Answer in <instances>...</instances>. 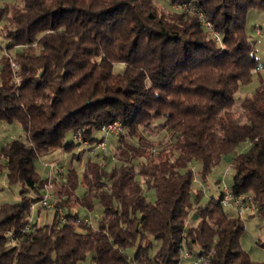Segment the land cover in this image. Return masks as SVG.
I'll return each instance as SVG.
<instances>
[{
  "label": "trees",
  "instance_id": "16d2710c",
  "mask_svg": "<svg viewBox=\"0 0 264 264\" xmlns=\"http://www.w3.org/2000/svg\"><path fill=\"white\" fill-rule=\"evenodd\" d=\"M177 4L203 13L219 39ZM254 9L264 12V0L0 5V121L24 132L0 147V174L21 185L17 201L0 203V264H180L182 245L199 254L212 249L210 264H264L242 248L244 220L222 206L221 188L201 204L204 189L194 188L198 174L190 168L199 162L206 180L233 154L229 185L253 197L264 216V79L251 96L238 95L258 66L264 70L259 41L248 33ZM115 120L124 132L112 153L79 150L67 174L59 173L55 204L66 210V222L53 211L51 221L32 222L23 238L12 239L49 182L38 160L78 148L67 137L78 129L94 147L104 138L96 132ZM154 129L165 135L153 139ZM241 144L248 147L238 153ZM74 162L82 164L81 178ZM146 190L155 191L154 200ZM81 207H98L97 223L81 216ZM192 209L197 223L189 225Z\"/></svg>",
  "mask_w": 264,
  "mask_h": 264
},
{
  "label": "rangeland",
  "instance_id": "374dc122",
  "mask_svg": "<svg viewBox=\"0 0 264 264\" xmlns=\"http://www.w3.org/2000/svg\"><path fill=\"white\" fill-rule=\"evenodd\" d=\"M4 3H9V4H14V3H21V0H0V5L4 4ZM183 6V4H182ZM179 6L178 4L175 5L174 9L175 10H184L187 12H190V9H192V6L187 5V6ZM162 7V6H160ZM197 16V15H196ZM200 19L201 17L198 16ZM247 26H248V33L255 39L258 40L259 43L257 44V55L260 59L261 64H264V12L260 11V10H251L248 14V21H247ZM1 25V23H0ZM258 26L262 27V32L263 35L260 37L259 35H257L255 28H257ZM17 49L13 50V54L15 52H17ZM1 55V52H0ZM123 65H117L116 66V71H121L123 69ZM260 74V73H259ZM259 74H255L252 78V81L243 86L239 92V96H251L254 91L256 90V88H258L261 85V78L264 79V70H262V73ZM160 121V120H159ZM2 122V123H1ZM3 124V125H2ZM24 132L22 127L18 124V123H6L3 121H0V136H3L4 139L6 138L8 141L23 136ZM153 139H157V138H161L163 137L165 134L162 133H157L156 130L154 129L151 134ZM96 136L101 138L103 137V133H101L100 131L96 132ZM68 139H73V133L70 132L68 133ZM116 137L117 135H108L107 136V145L109 147V152L112 153L114 148V143L116 141ZM1 142V139H0ZM1 147V145H0ZM248 145L247 144H241L238 146L236 152H242L245 149H247ZM78 147L76 148L74 151L72 152H68L65 151L63 149H56L54 150L52 153L42 156L38 162H37V169L38 172L40 173L41 177L43 179H47L49 178L50 172H51V163L52 162H59L58 163V167L59 168H63L62 170V174L65 176L68 172V167L69 164L72 160V154L73 153H78L79 150H83V148ZM100 152V150H96V152ZM102 157V155H100V158ZM232 155H228L226 156L223 161L212 170V172L208 175V177L206 178V182L207 185H202L203 189H204V196L201 199V204L206 203L209 198L214 195L215 197H219L220 194V188L219 187L221 184V182L219 183L218 181L222 180L223 175L225 176V181L230 184L232 181V175H233V167H232ZM56 160V161H55ZM74 166L76 167L79 177H82V164H79L77 162H74ZM190 168L194 169V171H196V173L198 175H196V182L197 184H194V188L197 189L198 187H200L198 184L200 182H203V179H201L199 177V173L201 171V164L199 162H192L190 165ZM56 172V171H55ZM52 174V176L50 177V183L52 185V183H55L56 179L55 178H60V180L62 181L61 178V174L56 173L54 176V173ZM50 175V176H49ZM205 182V179H204ZM205 182V183H206ZM49 183V184H50ZM60 185V184H59ZM21 189V185H10L5 172H2L0 174V203H2L3 201H9V202H15L18 200L19 197V191ZM59 189V188H58ZM77 193L79 196H81L84 193V189L82 186H80L77 190ZM147 196L149 199L154 200L155 199V191L154 190H146ZM75 208V206H74ZM40 208L36 207L32 213V222H38V210ZM81 216L85 217L88 216L89 217V221L94 225L95 223H97L101 213H100V209L97 207L95 210H93L92 212L87 211L85 208L81 207L78 209ZM66 211V210H65ZM47 213H50L51 216L47 217L46 221H51L52 219V215H53V211H49L48 209H41V216L42 218L44 216L47 215ZM233 214L236 215L235 212H232ZM195 214V209L191 210L190 213V217H189V225H192V216ZM250 214H254V215H250ZM244 223H245V232L241 238V246L243 249H245L251 256V259L254 261H264V247L262 246V244L264 243V216L263 215H259L257 213V211L254 212H247L244 217H243ZM41 223L43 222L40 221ZM197 223V221L195 222V224ZM159 245V242L157 243ZM131 253H133L135 251V248H132L131 250H129ZM157 251V246H155L152 250L151 253L154 254ZM147 263V262H146ZM145 263V264H146ZM80 264H94L90 258H88L85 262H81ZM181 264H193V260H187V259H181Z\"/></svg>",
  "mask_w": 264,
  "mask_h": 264
},
{
  "label": "built area",
  "instance_id": "2783aa9c",
  "mask_svg": "<svg viewBox=\"0 0 264 264\" xmlns=\"http://www.w3.org/2000/svg\"><path fill=\"white\" fill-rule=\"evenodd\" d=\"M189 4H183V6H187ZM182 6V5H179ZM182 6V8H183ZM191 6V5H190ZM190 12L193 14H196L201 17L202 22L204 25L219 39V35L214 29L213 25L210 21L206 20L203 13L198 11L192 6V9H190ZM257 35L262 36V27L258 26L255 28ZM4 51V54H7V50L5 48H2ZM10 65L12 68V71L14 73V76L18 82H20V78L18 77V72L20 70L19 64L10 57ZM262 70L261 66H258L256 70H254V73H257ZM101 133H103L104 138L101 139L99 142L95 144L94 147L90 146V142L84 138L83 131L81 129L76 130L73 133V141L76 142L79 147L83 148V150H89V152L93 153L96 152V150H100L103 154L109 153V147L107 145V136L108 135H120L124 132V125L123 122L120 120H115L112 122L105 123L99 130ZM80 148V149H81ZM55 168V171L60 173L62 172L63 168H59L57 165H51ZM225 176L223 175V178L221 180V191H222V197H221V204L222 206L230 211V212H236L242 219L244 215L247 212H254L257 211V207L255 204V201L253 197L243 195V194H234L230 185L225 181ZM48 182L43 191L42 198L38 202H33L31 204V211H33L36 207L42 208V209H48L49 211L56 212L59 220L61 222H66L67 216L66 211L62 207H57L55 204V199L52 194L51 190V183ZM29 224L23 228L19 234L15 235L14 233H10V236L12 239H20L23 238L27 232L30 230L31 224H32V216L29 217ZM180 254L181 259H187V260H193V264H210L211 257L213 254L212 249L205 250L204 253L199 254L195 253L194 251L188 250L185 246H181L180 248ZM146 264H151V262H147ZM181 264V261H180Z\"/></svg>",
  "mask_w": 264,
  "mask_h": 264
},
{
  "label": "crops",
  "instance_id": "0c3cea01",
  "mask_svg": "<svg viewBox=\"0 0 264 264\" xmlns=\"http://www.w3.org/2000/svg\"><path fill=\"white\" fill-rule=\"evenodd\" d=\"M260 37H261V36H260ZM1 123H2V122H1ZM2 125H3V124H2ZM0 139H1V142H0V145H1V146H2L3 144H5V143L8 141L6 138L4 139L3 136H0ZM55 161H56V160H55ZM58 163H59V162H52L51 165H57V166H58ZM63 168H64V167H63ZM53 172H55V168L51 166V172H50V175H51V176H52ZM56 173H58V172H55V173H54V176H55ZM58 174H59V173H58ZM50 175H49V176H50ZM51 176H50V177H51ZM50 177L47 178V179L49 180V182L51 181V180H50ZM54 179H56V181H55V183H52V185H51V190H52V194H53L54 199L57 200L58 197H59V189H58L59 186H60L59 184H61L62 181L60 180V178H55V177H54ZM205 182H206V180H205ZM205 182H204V180H203V182H200V184H202V185H205V184H206V185H207V182H206V183H205ZM218 182L220 183L221 180L218 181ZM220 184H221V183H220ZM206 185H205V186H206ZM219 187H220V186H219ZM18 199H19V197H18ZM50 212H51V211H50ZM40 213H41V209L38 210V215H37V216H38L37 218H38V221H39V222L42 221V220H43V221H46V220H47L46 218L51 216L50 213H47V215L44 216V217L42 218V216H41ZM250 215H254V214H250ZM52 216H53V215H52ZM86 218H87L88 221H89V217L86 216ZM89 222H90V221H89ZM192 223H195V221L192 220Z\"/></svg>",
  "mask_w": 264,
  "mask_h": 264
}]
</instances>
